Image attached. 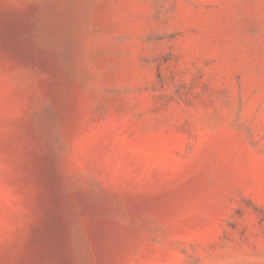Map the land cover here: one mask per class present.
I'll list each match as a JSON object with an SVG mask.
<instances>
[{"label": "rangeland", "instance_id": "rangeland-1", "mask_svg": "<svg viewBox=\"0 0 264 264\" xmlns=\"http://www.w3.org/2000/svg\"><path fill=\"white\" fill-rule=\"evenodd\" d=\"M0 264H264V0H0Z\"/></svg>", "mask_w": 264, "mask_h": 264}]
</instances>
